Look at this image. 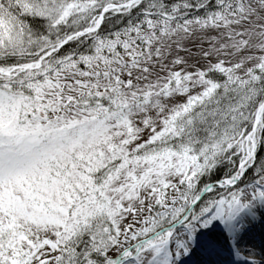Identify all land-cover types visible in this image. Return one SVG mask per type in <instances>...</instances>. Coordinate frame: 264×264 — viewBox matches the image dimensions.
Instances as JSON below:
<instances>
[{
  "label": "snow or ice",
  "instance_id": "obj_1",
  "mask_svg": "<svg viewBox=\"0 0 264 264\" xmlns=\"http://www.w3.org/2000/svg\"><path fill=\"white\" fill-rule=\"evenodd\" d=\"M264 0H0V264H264Z\"/></svg>",
  "mask_w": 264,
  "mask_h": 264
},
{
  "label": "bare ground",
  "instance_id": "obj_2",
  "mask_svg": "<svg viewBox=\"0 0 264 264\" xmlns=\"http://www.w3.org/2000/svg\"><path fill=\"white\" fill-rule=\"evenodd\" d=\"M258 238V239H257ZM247 241H252L253 244L254 240H258L260 242L259 246L264 245V226L257 225V227L253 230V232L246 238Z\"/></svg>",
  "mask_w": 264,
  "mask_h": 264
},
{
  "label": "rangeland",
  "instance_id": "obj_3",
  "mask_svg": "<svg viewBox=\"0 0 264 264\" xmlns=\"http://www.w3.org/2000/svg\"><path fill=\"white\" fill-rule=\"evenodd\" d=\"M258 239V238H257ZM254 240L253 244H255L257 247H259V244H261L260 242H257L258 240ZM252 242V241H251Z\"/></svg>",
  "mask_w": 264,
  "mask_h": 264
}]
</instances>
